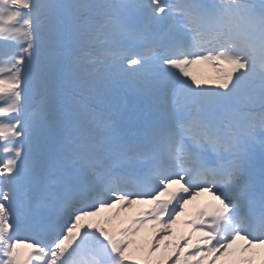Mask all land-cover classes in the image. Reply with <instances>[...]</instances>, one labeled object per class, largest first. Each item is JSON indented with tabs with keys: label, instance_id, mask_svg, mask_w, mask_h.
<instances>
[{
	"label": "snow or ice",
	"instance_id": "obj_1",
	"mask_svg": "<svg viewBox=\"0 0 264 264\" xmlns=\"http://www.w3.org/2000/svg\"><path fill=\"white\" fill-rule=\"evenodd\" d=\"M0 264H264V0H0Z\"/></svg>",
	"mask_w": 264,
	"mask_h": 264
},
{
	"label": "rangeland",
	"instance_id": "obj_2",
	"mask_svg": "<svg viewBox=\"0 0 264 264\" xmlns=\"http://www.w3.org/2000/svg\"><path fill=\"white\" fill-rule=\"evenodd\" d=\"M194 74H196L197 77L200 78V79H202V80L203 79H206V78H209V77H214L216 75L215 72H214V70L211 67H209L208 65H206V64H199V65H197L195 67V69H194ZM101 215L102 216H109V215H111V213L105 212V213H102ZM126 219H127V216L124 215L121 218V221H124L125 222V221H127ZM119 226L122 227L121 225H119ZM175 226L178 227L179 225H175ZM157 230H161V227H157V228H147L143 232L140 233V235L142 237H146V239L148 240V243L139 244L140 246H142L145 249V251H143V252H137L136 255L138 257H142V256H144V255L147 254L146 253V249L148 247H150L151 241H152V239H151V233L153 235H155V233H156ZM163 245H164V241H161V249L162 250H163ZM136 248H137V245L135 246V248H133V251L134 252L136 251ZM157 255H159V254L157 253Z\"/></svg>",
	"mask_w": 264,
	"mask_h": 264
},
{
	"label": "bare ground",
	"instance_id": "obj_3",
	"mask_svg": "<svg viewBox=\"0 0 264 264\" xmlns=\"http://www.w3.org/2000/svg\"><path fill=\"white\" fill-rule=\"evenodd\" d=\"M194 204H202V202H201V201H200V202L195 201V202H193V203H190V204L187 206L189 212H191V211L193 210ZM137 213H138V212L135 211V212H134V215L137 214ZM122 214H123V213H122ZM132 216H133V214H132ZM120 217H121V216H120ZM120 217H119V219H120ZM188 218H190V216H188L187 218H184V219H188ZM119 219H118V220H119ZM117 222H118V221L113 220L111 226H115V225L117 224ZM190 230H191V229L188 228V227H185V226L183 225V223L181 224V227H180V230H179V231H178L177 228H174V227H173V231H174V234H175V235H174V237H171V239H173V240L175 241V239L178 238V236H179L182 232L186 233V232H188V231H190ZM240 243H242V242H238V244H237L236 246H234V247H238Z\"/></svg>",
	"mask_w": 264,
	"mask_h": 264
}]
</instances>
